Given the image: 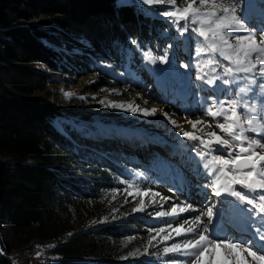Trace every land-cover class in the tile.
Returning <instances> with one entry per match:
<instances>
[{"label": "trees", "instance_id": "obj_1", "mask_svg": "<svg viewBox=\"0 0 264 264\" xmlns=\"http://www.w3.org/2000/svg\"><path fill=\"white\" fill-rule=\"evenodd\" d=\"M147 8L117 7V0H0V264H156L133 255L130 240L121 242L141 219L120 214L103 193L114 176L136 169L138 153L114 137L100 142L58 127L63 112L38 96L58 82L57 72L82 77L104 61L144 66L146 48L171 45L172 60L189 63L186 40L159 14L164 7L155 15ZM41 241L55 244L48 259H18Z\"/></svg>", "mask_w": 264, "mask_h": 264}, {"label": "rangeland", "instance_id": "obj_2", "mask_svg": "<svg viewBox=\"0 0 264 264\" xmlns=\"http://www.w3.org/2000/svg\"><path fill=\"white\" fill-rule=\"evenodd\" d=\"M121 2L143 4L142 0H121ZM186 2L187 0H185V4H181V0H177V5L183 7L186 6ZM221 2L232 3V0H221ZM158 5L164 7L162 10L158 9L160 12L166 7L171 10L167 0H165L164 4L146 5L148 7L147 12L152 15L158 14L156 9ZM201 10L204 11L205 9ZM248 15L251 18V23L257 27L261 26V15L256 0H252ZM180 23L183 24L184 22L181 21ZM175 27L178 36H180L176 25ZM256 38L259 42L258 32ZM184 39L186 40L184 49L190 56L189 63H178L172 60L170 51H168L169 63L167 64L159 61L152 64L146 61L144 57L142 59L144 66H137L139 62L134 66H131L130 63L117 66L104 61L100 63L101 69L82 77H64V74L57 72L58 82L50 84L45 91L38 94L39 97L52 99L63 112L61 120L56 123L58 127L65 128L67 126V128L77 132L81 131L88 135L94 134L100 142L107 139V136L114 137L111 139L117 140L120 145L131 149L132 152L138 153L140 160L137 161L136 169L129 168L126 177L114 176L112 186L109 185L106 190H103V193L106 198L112 200L113 205L119 208L120 214L126 213L128 216L141 219V223L136 226L135 235L129 239L125 238L121 242L125 244L130 240V250L135 253V256L141 255L156 264H181V262L189 259L178 254L163 253L165 247L177 243L183 244L188 239L193 238L192 234L177 236L174 231L175 228L181 224H183L184 229L195 228L196 225L191 221L212 203L217 205L214 212L224 209L225 206L232 209L237 207L232 197H215L214 195L205 197L201 194V189L197 185L207 183L208 180L213 179V176L208 175L197 180L195 176L188 173V169L193 172H210V169L203 168V164L210 157L201 155L200 153L204 150L199 141H191L184 137L181 128L183 131L192 132L204 139H210L208 133L212 131L224 136V133L216 127L217 123L224 121L221 117L215 119L209 117L202 110V104L210 103L207 98L211 97L213 93L206 89L212 86L205 85L197 79L199 73L194 65L207 57L195 55L196 50L200 47L198 41L190 36L184 37ZM149 49L151 48H146V50ZM163 53L164 51L157 53L153 51L154 55H162ZM223 63L227 64L226 61ZM183 64H189V68L181 67ZM92 83H98L97 90H93ZM217 83L219 84V81ZM244 83V81H240L241 86ZM222 87L228 88L229 86L223 85ZM234 92L235 86L232 87L231 92H218L219 99L221 101L227 100ZM67 93L72 95H66ZM186 97H189L187 101L184 100ZM119 103L126 106L128 104L133 107L139 106L140 109L155 108L157 112L152 116H144L139 111H126L111 106ZM164 113H167L168 117ZM171 119L176 120L180 127L173 125ZM187 120H202L204 123L198 124L196 129H193L192 125L186 122ZM249 135L252 134L249 133ZM214 154L222 155V153ZM175 165L184 166L186 174H189L192 180V184L184 190L174 187L172 166ZM236 187L237 190H240V186L237 185ZM138 190L140 192L151 191L149 195L143 196L138 194ZM129 192L132 195H129ZM154 192L161 194L160 197H155V202H153L152 196ZM161 197L170 199L165 200ZM141 200L144 201V210L135 211L134 209L140 206ZM185 203L191 204L195 210H189L175 216L156 215L158 212H169L175 204L183 205ZM241 207H246V205ZM228 215L237 225L235 228H229V234L246 236V233L241 231L247 225L246 214L241 215L232 211ZM204 219L207 223L206 218ZM220 223V217L217 216L214 217L212 223L208 224V227L211 229L215 226L219 229ZM89 224L95 227L97 222L89 221ZM161 228L165 231L157 236V232ZM169 234L172 238L163 240V237ZM154 236L157 237L156 240L152 242V245H149L148 241ZM54 246L55 244L52 242L31 243L17 254L18 259L21 261L31 258L48 259L50 249ZM237 251L241 264L244 260H247L248 264H257L247 252L239 249ZM209 259V254H206L205 260L208 261Z\"/></svg>", "mask_w": 264, "mask_h": 264}, {"label": "snow or ice", "instance_id": "obj_3", "mask_svg": "<svg viewBox=\"0 0 264 264\" xmlns=\"http://www.w3.org/2000/svg\"><path fill=\"white\" fill-rule=\"evenodd\" d=\"M167 2L171 10L166 7L159 14L177 26L181 37L190 36L199 42L200 47L195 52L197 57H207L194 65L199 73L197 79L205 85L212 86L206 89L213 93L207 98L210 103L202 104V110L207 116L214 119L221 117L224 121L216 124L224 136L212 131L208 133L210 139H204L181 128L184 137L191 141H199L204 150L200 154L210 157L203 164V168L210 169V172H193L188 169V173L197 180L208 175L213 176L207 183L197 185L201 189V194L205 197L211 195L232 197L237 207L232 209L225 206L224 209L214 212L217 207L215 203L207 206L205 211L200 212L191 221L196 225L195 228L184 229L181 224L174 229L177 236L192 234L193 238L183 244L165 247L163 253L189 258L181 264H241L237 251L239 249L247 252L257 264H264V254H257L264 253V0H256L261 15L259 27L250 22L251 18L248 15L252 0H232V3H223L221 0L198 2L187 0L186 6L183 7L177 5V0ZM142 3L164 4L165 0H142ZM181 4H185V0H181ZM122 6L121 0H117V7ZM181 21L184 23L181 24ZM257 32L260 36L259 42L256 38ZM130 42L139 48L137 40L133 39ZM169 48L171 45L165 48L162 55H154L151 49L146 50L143 57L152 64L158 61L167 64ZM224 61L227 64H224ZM181 67L188 69L189 64H183ZM240 81L245 82L243 86L240 85ZM223 85L229 87L224 88ZM233 86L234 94L229 99L221 101L218 92H231ZM111 106L126 111H139L144 116H152L157 112L155 108L140 109L139 106L133 107L131 104L126 106L119 103ZM164 115L168 117L167 113ZM186 122L191 124L193 129H196L197 124L204 123L202 120ZM171 123L180 127L174 119H171ZM172 167L174 187L184 190L192 184L184 166ZM237 185L240 186V190H237ZM150 191L138 190V194L147 196ZM128 194L132 195L131 192ZM152 196L155 202V197H160L161 194L154 192ZM244 205L246 207H241ZM144 207V201L141 200L140 206L134 210L143 211ZM189 210H195L191 204H175L169 212H158L156 215L175 216ZM232 211L241 215L246 214L247 225L241 229L246 236L229 234L230 227H237L232 217L228 215ZM217 216L221 220L219 229L215 226L210 229L208 224ZM164 231L163 228L159 229L157 236ZM156 238L152 237L148 244L152 245ZM170 238L171 234L164 236L163 240ZM206 254L210 257L208 261L205 260ZM243 264H248V261L244 260Z\"/></svg>", "mask_w": 264, "mask_h": 264}, {"label": "water", "instance_id": "obj_4", "mask_svg": "<svg viewBox=\"0 0 264 264\" xmlns=\"http://www.w3.org/2000/svg\"><path fill=\"white\" fill-rule=\"evenodd\" d=\"M0 241H1V236H0Z\"/></svg>", "mask_w": 264, "mask_h": 264}, {"label": "bare ground", "instance_id": "obj_5", "mask_svg": "<svg viewBox=\"0 0 264 264\" xmlns=\"http://www.w3.org/2000/svg\"><path fill=\"white\" fill-rule=\"evenodd\" d=\"M198 125V124H197Z\"/></svg>", "mask_w": 264, "mask_h": 264}]
</instances>
